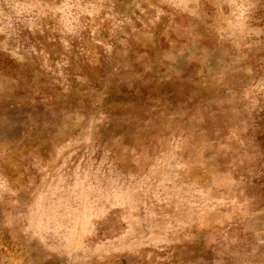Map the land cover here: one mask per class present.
<instances>
[{
    "label": "rangeland",
    "instance_id": "374dc122",
    "mask_svg": "<svg viewBox=\"0 0 264 264\" xmlns=\"http://www.w3.org/2000/svg\"><path fill=\"white\" fill-rule=\"evenodd\" d=\"M0 264H264V0H0Z\"/></svg>",
    "mask_w": 264,
    "mask_h": 264
}]
</instances>
